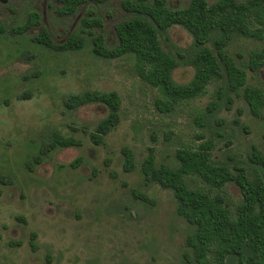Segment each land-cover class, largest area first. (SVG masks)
I'll list each match as a JSON object with an SVG mask.
<instances>
[{
  "label": "rangeland",
  "instance_id": "374dc122",
  "mask_svg": "<svg viewBox=\"0 0 264 264\" xmlns=\"http://www.w3.org/2000/svg\"><path fill=\"white\" fill-rule=\"evenodd\" d=\"M121 1L91 7L104 19L109 48L116 45L113 26L127 16ZM47 2L0 0V264H193L185 241L194 227L176 214L172 192L140 172L147 149H154L157 165L175 166L177 150L209 142L216 164L242 166L248 183H264V172L249 161L252 148L264 155V117H253L219 80L164 112L156 107L163 96L137 76L132 57H94L89 47L52 53L33 43L35 30L14 32L31 11L39 13L55 42L78 30L83 12L59 19ZM189 2L167 5L177 9ZM162 44L166 51L186 52L192 38L173 27ZM263 47L264 40L234 36L227 52L241 66ZM247 73L251 85L264 86V67ZM193 76V68L183 64L173 72L179 85ZM94 91L120 99L119 122L100 145L89 134L107 108L64 107L68 97ZM54 134L72 137L78 146L48 151ZM123 148L134 154L130 172L123 171ZM187 182L205 187L196 176ZM225 190L234 209L240 193L234 185Z\"/></svg>",
  "mask_w": 264,
  "mask_h": 264
},
{
  "label": "trees",
  "instance_id": "16d2710c",
  "mask_svg": "<svg viewBox=\"0 0 264 264\" xmlns=\"http://www.w3.org/2000/svg\"><path fill=\"white\" fill-rule=\"evenodd\" d=\"M25 1V0H22ZM48 8L59 19L73 18L83 12L78 30L62 42H55L42 24L38 12L28 13L23 25L14 30L25 34L35 30L32 41L52 53L78 52L86 47L94 57L118 59L132 57L137 76L155 88L164 98L156 104L164 112L179 102L191 100L205 93L212 81H222L229 93L240 96L253 117H264V86L249 83L247 70L258 74L264 67V47L252 51L247 63L238 65L227 47L234 36L264 40V0H190L183 8L171 9L167 0H122L120 8L126 18L113 26L116 45L105 43L104 19L92 6H102L109 0H47ZM173 27H180L191 38L186 52L166 51L162 39ZM179 64L193 68L194 76L185 85L173 80ZM247 69V70H246ZM88 104H101L107 114L89 134L95 145L119 122L120 99L114 92H85L70 96L64 102L66 110ZM214 104H212V108ZM78 146L74 138L54 134L47 142V150ZM213 145L203 143L196 150L181 149L174 154L175 166L157 165L154 149L149 147L140 165L147 182L172 192L176 200V214L194 227L185 245L193 264H264V183H248L245 169L239 165L216 164L211 159ZM123 171L134 169V154L121 150ZM249 161L264 172V155L252 148ZM78 161L71 163L75 168ZM198 177L205 187L190 188L187 178ZM237 187L241 199L234 209L225 188Z\"/></svg>",
  "mask_w": 264,
  "mask_h": 264
}]
</instances>
